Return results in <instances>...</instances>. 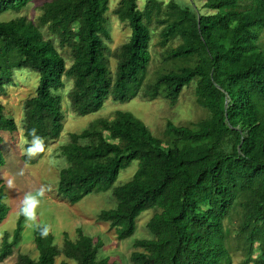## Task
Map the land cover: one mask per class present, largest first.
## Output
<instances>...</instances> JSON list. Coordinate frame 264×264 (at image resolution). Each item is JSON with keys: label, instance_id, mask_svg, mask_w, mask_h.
Wrapping results in <instances>:
<instances>
[{"label": "trees", "instance_id": "trees-1", "mask_svg": "<svg viewBox=\"0 0 264 264\" xmlns=\"http://www.w3.org/2000/svg\"><path fill=\"white\" fill-rule=\"evenodd\" d=\"M34 0H0V95L14 73L39 78L24 99L22 131L33 130L43 151L64 124L61 90L72 112L83 116L107 98L167 100L174 106L193 90L197 119L152 131L127 110L91 120L58 146L67 165L58 170V194L71 204L110 190L116 200L97 218L117 239L131 236L137 217L151 209V238L136 239L130 264H264V0H204L202 9L175 0H41L38 13L20 12ZM110 14L127 37L113 49ZM113 61V64L111 63ZM69 85V86H68ZM17 124L0 102V167L3 132ZM33 163L35 158L23 155ZM131 178L114 185L132 161ZM0 181V223L8 213ZM23 214L0 232V263L21 240ZM35 229V258L18 252L13 264H120L99 256L103 241L75 229L61 244Z\"/></svg>", "mask_w": 264, "mask_h": 264}, {"label": "rangeland", "instance_id": "rangeland-1", "mask_svg": "<svg viewBox=\"0 0 264 264\" xmlns=\"http://www.w3.org/2000/svg\"><path fill=\"white\" fill-rule=\"evenodd\" d=\"M117 1L109 0V7L112 8ZM175 1L183 5L190 4L199 11H204L202 9L204 0ZM142 2L143 0H138L139 5ZM40 3L41 0L30 2L20 14L34 18L38 13ZM15 16L16 14L13 11H6L0 15V20ZM110 21L111 41L108 45L113 49L127 37L129 32L111 14ZM111 63L113 64V61ZM13 78V84L7 86L6 94L0 95V102L4 105L5 113L13 117L17 124L16 131L3 132V142L1 143L5 163L0 167V181H2L7 195L5 202L8 206V213L0 223V232H11L15 228L27 195L36 198L35 217L33 220H27L23 215L21 240L16 246L15 252L0 264H13L18 252L28 253L33 258L37 256L34 246V234L39 225L48 226L56 244L62 243L63 232H67L71 238H74L76 236L75 229L81 228L86 235L99 237L103 241L99 256L109 257L120 264H130L129 255L133 250L134 241L152 237L146 223L153 211L151 209L145 210L137 217L135 231L131 236L125 239H117L114 230L109 228L108 222L97 218L100 210L112 208L116 204L114 197L111 198L109 194L110 190L87 194L73 204L58 194V170L67 165L66 159L63 156H58V146L66 143L69 132L81 131L87 127L91 120L98 117H110L115 110L132 112L154 132L163 128V125L169 120L173 123L195 120L200 113L199 110L202 109L192 102V88L184 90L174 106L161 98L151 101L133 98L126 102L107 98L101 109L80 116L72 112L69 107V101L66 97L68 87H66L60 91L62 94V111L65 118L63 130L58 139L47 144L41 157H38L39 151L36 155L31 156L35 158V161L30 164L22 158L23 155H27L26 150L28 148L25 146L27 139L22 131V103L25 98L33 94L39 76L35 71L21 69L15 71ZM136 168L137 161L134 160L130 166L120 171L114 185L128 181ZM61 259L62 256L57 257L55 264H58ZM232 264H242L239 254H233Z\"/></svg>", "mask_w": 264, "mask_h": 264}, {"label": "clouds", "instance_id": "clouds-1", "mask_svg": "<svg viewBox=\"0 0 264 264\" xmlns=\"http://www.w3.org/2000/svg\"><path fill=\"white\" fill-rule=\"evenodd\" d=\"M35 130H33V140L31 145L27 148L26 154L31 156L36 155L37 151H43V145L40 141V138L35 136ZM11 183V182H10ZM35 197L32 195H27L25 197L24 206L21 208V213L26 217L27 220H33L35 217L34 208H35ZM41 236H46L49 232L48 226H43L39 228Z\"/></svg>", "mask_w": 264, "mask_h": 264}]
</instances>
